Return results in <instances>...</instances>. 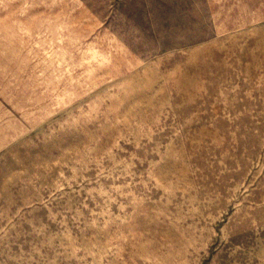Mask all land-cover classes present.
I'll list each match as a JSON object with an SVG mask.
<instances>
[{
  "label": "rangeland",
  "instance_id": "rangeland-1",
  "mask_svg": "<svg viewBox=\"0 0 264 264\" xmlns=\"http://www.w3.org/2000/svg\"><path fill=\"white\" fill-rule=\"evenodd\" d=\"M0 264H264V0H0Z\"/></svg>",
  "mask_w": 264,
  "mask_h": 264
}]
</instances>
